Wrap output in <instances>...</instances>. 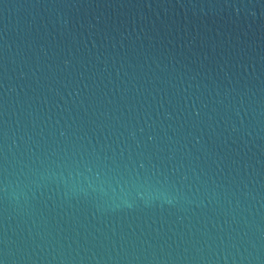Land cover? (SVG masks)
Instances as JSON below:
<instances>
[{
  "label": "water",
  "instance_id": "95a60500",
  "mask_svg": "<svg viewBox=\"0 0 264 264\" xmlns=\"http://www.w3.org/2000/svg\"><path fill=\"white\" fill-rule=\"evenodd\" d=\"M0 264H264V0H0Z\"/></svg>",
  "mask_w": 264,
  "mask_h": 264
}]
</instances>
